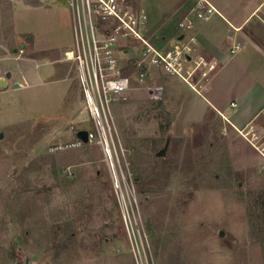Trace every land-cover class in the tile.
<instances>
[{"label": "rangeland", "instance_id": "rangeland-1", "mask_svg": "<svg viewBox=\"0 0 264 264\" xmlns=\"http://www.w3.org/2000/svg\"><path fill=\"white\" fill-rule=\"evenodd\" d=\"M196 1L121 0L144 10L145 36L164 52H180L177 36L186 43L205 26L210 46L229 57L212 91L225 115L153 56L137 66L146 47L122 38L131 89L110 105L117 175L98 144L77 145L76 131L95 127L74 63L62 59L69 79H60L54 63L41 62L42 84L0 93V264H264V115L241 131L227 116L233 99L264 84V52L248 43L232 54L236 29L217 13L181 30ZM210 1L234 25L250 20L244 31L264 49V0ZM36 36L75 49L71 0H0L1 75L16 57L43 55ZM193 67L184 66L186 77ZM150 87H162L161 100L150 99Z\"/></svg>", "mask_w": 264, "mask_h": 264}, {"label": "built area", "instance_id": "built-area-1", "mask_svg": "<svg viewBox=\"0 0 264 264\" xmlns=\"http://www.w3.org/2000/svg\"><path fill=\"white\" fill-rule=\"evenodd\" d=\"M71 7L76 47L66 51L64 59L76 66L77 80L84 97L86 112L95 127L94 130H77L76 135L81 130L88 133V143L77 137V145L98 144L108 157L111 171L117 175L118 167L114 156L118 153L113 135L115 120L110 105L112 102L126 99L125 95L131 89V80L124 75L121 66V52L130 54L131 50L121 51V39L138 40L146 47L138 52L141 60L137 66H144V61L153 56L154 65L162 66L186 81L201 70V75L204 78L208 77L216 69V65L208 63L201 57L193 58L191 43H196L194 38L187 43L177 40L178 45H183L178 53L170 50L164 52L155 47L145 36L149 28L148 17L144 10L138 11L126 7L121 0H71ZM215 13L219 12L210 0H197L179 22V28L183 31L192 30L195 27L194 18L207 22ZM101 25H107L108 29L102 31ZM240 49L241 45L235 44L231 53L235 54ZM187 64L194 65L192 72L187 70L189 77L185 76L184 71V66ZM148 92L151 100L159 101L163 89L150 87ZM115 177L118 182V176Z\"/></svg>", "mask_w": 264, "mask_h": 264}, {"label": "crops", "instance_id": "crops-1", "mask_svg": "<svg viewBox=\"0 0 264 264\" xmlns=\"http://www.w3.org/2000/svg\"><path fill=\"white\" fill-rule=\"evenodd\" d=\"M212 4L217 8L219 12L217 14H220L227 21L230 27H232L233 29H236L234 30L237 33L235 44L237 43L241 44V48H242V46H244L245 44L250 43L252 47L257 50L258 53L262 54V52H264V49L252 37H249L244 31L245 25H247L250 20H246L245 22L234 25L233 23L229 21V19H227L223 15L222 11H220L219 8L213 2ZM259 10L260 9H258L255 12H258ZM253 12L254 11H252V13ZM27 33H31V32H27ZM229 35L230 37H232L234 36V33L229 32ZM186 37H187L186 34L180 33L177 36V40H183V42H185L187 39ZM191 38H194L196 40V43L201 45L200 48H197V46H196V49L193 48V52L198 53L197 54L199 56L198 58L201 57L205 59L208 63L215 64L216 69L213 72H215L220 65H221V68L219 71L215 73V75L213 76V79H208L210 75L206 78H204L202 75L198 76L195 79L194 77H192L189 81H186L182 78L181 79L185 83L189 84L191 88L195 91V93H197V95H199L200 97H203L206 102L213 105L218 115H225V113L221 109L227 108L226 107L227 104L226 105L223 104L224 103L222 102L223 100L220 99L222 100L220 101L219 98H217L216 95L212 93V91H213V88L215 87L214 86L215 84L213 85L214 83L213 80L216 79L220 75L219 73L224 68V65H226V63L229 61V59H227L229 57L228 55H225L223 51H221V49L213 48L210 46L208 33H207V29L205 28V26L200 27L197 30L196 34L192 35ZM34 48L37 53H43V55L39 57L25 58L23 60H21L19 57H16L17 66L16 68L12 67L13 73L7 70V72H11L13 77L11 79H6L7 87L4 89L0 88V93L5 92V91H10V90L23 89V88H27L29 86H33L36 84H42L43 80H42L39 69H40V65L42 64L41 62H48V60L51 63L55 64L56 71L58 73V78L69 79L68 74H66L64 67L61 65V61L64 58V54L68 50L63 49L61 51L54 45L45 46L43 44H39L37 40V36L35 39ZM20 50H23V51L26 50V46L22 44V47ZM13 53H16V51H14ZM6 58L7 57L0 56V61ZM225 59H226V62L223 63ZM2 67L3 65L0 63V70ZM4 74H6V72ZM3 75H0V77ZM15 83L20 84V87L15 88L14 87ZM256 84H258V88H257V91H255V93L254 92L251 93V90L249 89L245 91V93H243L242 95H240L236 99H233L230 102L229 106L231 107V109H235V113L233 117H231V115H227L228 121L230 122L231 125H233L236 129L240 131L245 130L246 128H249V127L254 128L255 127L254 123L258 124L259 120H261L264 115L263 113L264 112V102L260 104V102L258 101L260 98L264 97V84L262 85L259 82H257ZM206 93H209L211 97L217 103L219 102L220 104L219 103H218L219 105L214 104L210 99H208ZM249 93L251 94L249 95ZM251 107H255L254 110H251L250 109Z\"/></svg>", "mask_w": 264, "mask_h": 264}, {"label": "water", "instance_id": "water-1", "mask_svg": "<svg viewBox=\"0 0 264 264\" xmlns=\"http://www.w3.org/2000/svg\"><path fill=\"white\" fill-rule=\"evenodd\" d=\"M0 75H1V70H0ZM11 78H12V74H11V72H6V74H5V79H11ZM14 87H15V88H19V87H20V84L15 83V84H14ZM2 137H3V134L0 136V138H2ZM77 137H78L80 140H82L84 143H88V133H87V131H85V130H81L80 132H78ZM167 149H168V143H167V145L165 146V148H164L162 151L159 152V155H160V156H164V155L166 154V152H167ZM221 235L223 236L224 233L222 232ZM25 264H31V260L28 259V260L26 261Z\"/></svg>", "mask_w": 264, "mask_h": 264}, {"label": "trees", "instance_id": "trees-1", "mask_svg": "<svg viewBox=\"0 0 264 264\" xmlns=\"http://www.w3.org/2000/svg\"><path fill=\"white\" fill-rule=\"evenodd\" d=\"M262 234H263V237H264V223H263V230H262Z\"/></svg>", "mask_w": 264, "mask_h": 264}]
</instances>
